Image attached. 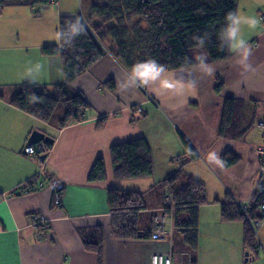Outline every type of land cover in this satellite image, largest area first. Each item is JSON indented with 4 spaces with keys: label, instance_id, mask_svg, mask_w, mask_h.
Masks as SVG:
<instances>
[{
    "label": "crops",
    "instance_id": "1",
    "mask_svg": "<svg viewBox=\"0 0 264 264\" xmlns=\"http://www.w3.org/2000/svg\"><path fill=\"white\" fill-rule=\"evenodd\" d=\"M95 1L51 0L39 10L49 13L53 4L57 18L61 13L86 16ZM239 2L235 11L261 20L256 29L242 27L252 49L250 70L238 65V57L230 52L223 60L207 62L214 69L211 76L196 64L166 70L158 80L140 85L132 84L131 74L105 53L71 83L90 107L79 121L63 127L41 121L8 100L21 83L45 86L51 93L56 83L64 81L60 57L41 53L42 46L58 45L59 39L54 42L45 35L30 39L27 35L4 34L5 42L0 47L4 49L0 59V264H97V256L84 249L80 234L81 228L96 225L104 233L101 264H150L153 252L168 250H172L173 264L256 263L252 254H244L248 246L243 242V221L222 219L220 209V202L228 197L233 202L255 206L257 214L250 197L257 172L254 148L261 140L259 129L254 122L240 139L218 134L225 97L253 100L255 121L264 115V6L257 0H241L243 8L239 10ZM3 9L0 7V24L10 20L1 18ZM11 21L18 22L13 17ZM56 32L58 35L57 28ZM37 64L42 65L38 72ZM29 68L33 69L32 77L27 76ZM184 75L192 81L180 77ZM166 82L175 87H167ZM34 130L53 139L51 144L44 143L49 146H45L43 160L39 159L41 154L25 152V147L32 145L26 142ZM141 136L150 146L152 175L115 178L111 146ZM226 151L237 156L234 164L223 163L221 154ZM158 152L161 158L156 157ZM97 158L103 163L104 176L90 180ZM179 166L183 172L178 182L184 181L183 175L184 179L196 178L204 186L206 201L199 205L197 246L200 249L202 243L209 251H186L178 231L172 240L111 237L107 189L137 190L144 196L152 192L145 196V209L140 211L153 216L163 204L162 188L157 189L156 184ZM53 179L63 184L59 204L49 186ZM33 216H43L44 220L35 222ZM218 228V233L224 235L223 242H232V247L215 249ZM262 228L264 224L259 230ZM176 235L181 251L177 249ZM257 240V248L264 253V236L263 242L261 238ZM258 264H264L262 258Z\"/></svg>",
    "mask_w": 264,
    "mask_h": 264
},
{
    "label": "trees",
    "instance_id": "2",
    "mask_svg": "<svg viewBox=\"0 0 264 264\" xmlns=\"http://www.w3.org/2000/svg\"><path fill=\"white\" fill-rule=\"evenodd\" d=\"M51 0H0V7L7 5H46ZM237 0H96L86 16L61 13L57 31L64 33L58 45H45L41 51L46 55H58L61 59L64 81L56 83L53 92L45 86L21 83L9 97L11 105L41 121H50L54 109L63 103V116L57 124L63 127L79 121L90 107L81 93L71 83L86 69L96 63L105 53H110L130 74L137 62L153 59L166 70H178L199 64L193 49L199 46L196 37H207L202 47L206 62L223 60L230 55L227 47L221 50L220 33L226 26V14L235 11ZM79 19L84 33L65 41L71 34V24ZM200 47V46H199ZM191 82L188 75L180 76ZM111 82V81H110ZM219 83L215 86L219 88ZM256 104L251 99L225 97L223 99L218 134L220 137L240 139L255 122ZM50 123V122H49ZM56 124V123H55ZM49 146V144H45ZM186 152H189L186 151ZM113 176L117 179H138L152 175L153 160L145 137H137L111 146ZM228 166L237 161V156L226 151L221 154ZM182 166L166 174L160 181L167 185L174 204L173 222L175 234H182V243L190 250L198 244V210L206 199L202 182L185 177L178 182ZM104 176L103 163L97 158L90 180ZM163 189V188H162ZM61 191V190H60ZM164 193L162 195V200ZM145 196L137 190L110 187L107 189V204L110 213L109 235L117 239L152 237V214L145 209ZM221 203L224 220L243 221V242L254 245V233L246 215L230 198ZM256 216L255 206L249 210ZM84 249L97 256L101 264L103 253V228L90 226L80 229ZM154 239V238H153ZM186 246V247H187ZM192 263V262H191ZM194 263V262H193Z\"/></svg>",
    "mask_w": 264,
    "mask_h": 264
},
{
    "label": "rangeland",
    "instance_id": "3",
    "mask_svg": "<svg viewBox=\"0 0 264 264\" xmlns=\"http://www.w3.org/2000/svg\"><path fill=\"white\" fill-rule=\"evenodd\" d=\"M50 5H51V7L48 8V12L49 13H47L46 11L42 12L43 9L39 10V8L42 7L43 5H40V6L37 5L35 7H30V6H27V5H15L14 7H10L12 9H10L9 7H5L4 6L1 18H10V20L6 21L4 24L3 23L0 24V47L1 46L3 47V45H4V42H5L4 41V34L5 33H8L9 35H11V34L12 35L18 34V35H21V36L22 35H27L28 38H30V39H32L34 37H39V35H42V36L45 35V36H48V37L51 38L50 41H54L55 42L57 40L56 28H57L58 18L53 15V8L55 7V5H53V4H50ZM242 8H243V6H241V0H240L239 5H238V9L241 10ZM10 10H12V11L10 12ZM38 10H39V12H38ZM12 17L15 18L18 22L15 23L14 21H11ZM53 19L55 20V22H54ZM41 32H43V33H41ZM193 51L195 53L193 55H196V56L200 55L201 53H205L203 48H201L199 46L194 48ZM3 53H4V49H3V51H2V49H0V59H1L2 55H3ZM41 53H43V52L41 51ZM63 112H64V105H63V103H59L56 106V108L54 109V112H53V114L51 116V119H50V123H57L59 118H61L63 116ZM161 135H162V133H161ZM260 138H261V136H260ZM260 142H261V140H260ZM158 154L159 155L156 156V157H160L161 158V155H160L159 152H158ZM166 166H167V164H166ZM154 174H157V170H155ZM158 177H161V176H158ZM181 180H184L183 175L181 177ZM160 181L156 184L158 186L157 189L163 188L162 191H163L164 195L167 192L170 193L169 187L167 185H165L164 187H161ZM151 193L152 192L147 193V194L145 193V196H147V195H149ZM163 201H164V198H163ZM234 202H235V204H237L236 201H234ZM160 211H158V212L161 213ZM158 212H156V213H158ZM156 213H154V214H156ZM252 217H257V214H256V216H252ZM32 218H33V220L35 222H40V223L43 222V220H44L43 216L42 217L41 216L40 217L33 216ZM172 224L174 226V222H172ZM151 226H152V221H151ZM249 227H250V225H249ZM167 228H168V226H167ZM219 230H220L219 228L217 230H215V235L217 234L216 235L215 249L221 251V250H226V249L232 247V242H223L224 235L218 233ZM171 234H172L171 237H166V238H169L171 240L174 238L175 228L172 230ZM256 235H257V232H256ZM263 236H264V230L262 228L258 232V237L255 236V238H254L255 239L254 242H253L254 245L246 247V249L244 251V254H245V252H249L250 255L252 254L256 258V260H254V261H256V263H254V264H258V260L260 258H262V260L264 261V253L260 249L257 248V243H258L257 239L261 238V240L263 242ZM177 238L178 237L176 235L175 239H176V242H177V249H179L181 251V248L178 246ZM163 239H165V238H163ZM182 241H183V239H182ZM204 244H205V242H204ZM199 248L200 249H198V246H197V249L190 250L189 247L187 246L185 248V250L189 251L191 253H196V254L199 253L200 251L201 252L203 251V252H206V253L209 251L208 246L205 247L202 243L199 245ZM153 253H160V252H153ZM151 255H150V258H151ZM188 264H190V263L188 262Z\"/></svg>",
    "mask_w": 264,
    "mask_h": 264
},
{
    "label": "clouds",
    "instance_id": "4",
    "mask_svg": "<svg viewBox=\"0 0 264 264\" xmlns=\"http://www.w3.org/2000/svg\"><path fill=\"white\" fill-rule=\"evenodd\" d=\"M257 4L264 6V0H257ZM226 26L224 30L220 33L219 39L221 41V50L224 47L232 52L238 57L236 63L240 65L244 70H250L251 65L249 64V58L252 55V49L242 33V27L247 26L249 29H256L261 20L256 16H247L237 11H229L226 14ZM84 33V27L80 23L79 19L75 23L71 24V34L69 38L65 41L66 43H71V39ZM64 33H59L57 39H60ZM205 37H196L197 44L202 48L205 44ZM206 53H201L197 56L199 62V67L202 72L206 75L211 76L214 72L213 67L206 62ZM42 68V65L37 64L35 70L38 72ZM166 69L157 64L153 59H148L146 61L137 62L132 66L131 69V83L140 85H147L149 81L158 80L164 73ZM27 76H33V69L29 68L27 70ZM167 83V82H166ZM194 88V82L191 85ZM167 87H175L172 83H167ZM183 88V84L180 85ZM215 159V157H213Z\"/></svg>",
    "mask_w": 264,
    "mask_h": 264
},
{
    "label": "built area",
    "instance_id": "5",
    "mask_svg": "<svg viewBox=\"0 0 264 264\" xmlns=\"http://www.w3.org/2000/svg\"><path fill=\"white\" fill-rule=\"evenodd\" d=\"M255 126L259 129L261 142L257 144L254 148L257 172L256 176L252 181V192L251 199L256 204L257 217H252L249 213L250 205L241 204L236 201L240 209L246 215V219L254 236L257 230L264 224V115L255 121ZM45 146L44 143L36 144L34 146H26L25 152L29 154H42L44 153ZM49 186L53 192V197L56 204H59L61 195L60 190L62 189V182L53 179L49 181ZM170 198V199H169ZM161 213H156L152 216V237L155 239H163L172 236V230L174 226L173 222V210L174 204L172 202V197L170 193H165L164 201L160 208ZM168 226V228H167ZM150 264H173V254L171 250L161 253H153L150 258Z\"/></svg>",
    "mask_w": 264,
    "mask_h": 264
},
{
    "label": "water",
    "instance_id": "6",
    "mask_svg": "<svg viewBox=\"0 0 264 264\" xmlns=\"http://www.w3.org/2000/svg\"><path fill=\"white\" fill-rule=\"evenodd\" d=\"M53 142V139L50 138L49 136H45V134L42 131L39 130H34L31 132V134L29 135L28 139H27V144H32V145H36L38 143L42 144V143H49L51 144ZM46 157V153H42L39 156L40 160H43ZM246 255H248V252H245Z\"/></svg>",
    "mask_w": 264,
    "mask_h": 264
}]
</instances>
